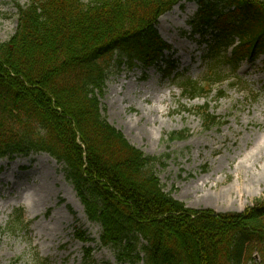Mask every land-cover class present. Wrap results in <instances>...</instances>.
<instances>
[{
    "label": "trees",
    "instance_id": "trees-1",
    "mask_svg": "<svg viewBox=\"0 0 264 264\" xmlns=\"http://www.w3.org/2000/svg\"><path fill=\"white\" fill-rule=\"evenodd\" d=\"M179 1L16 3L17 31L0 44V158L43 151L57 159L87 217L100 225L101 244L119 263L255 264L258 252L264 264L263 199L243 212L188 207L165 191L156 170L160 158L130 143L102 113L110 76L164 58L170 46L155 24ZM188 1L199 4L196 30L215 31V41L206 75L181 86L189 98L208 97L242 61L264 54V0ZM166 62L169 74L175 62ZM226 64L229 73L221 68ZM224 95L219 90L216 97ZM209 108L196 111L206 129L219 123ZM20 213L12 232L24 223ZM86 254L81 264H97Z\"/></svg>",
    "mask_w": 264,
    "mask_h": 264
},
{
    "label": "rangeland",
    "instance_id": "rangeland-1",
    "mask_svg": "<svg viewBox=\"0 0 264 264\" xmlns=\"http://www.w3.org/2000/svg\"><path fill=\"white\" fill-rule=\"evenodd\" d=\"M15 1L28 3L0 0V43L17 30ZM197 9L196 3L182 2L157 25L180 70L193 78L204 73L209 51L190 23ZM263 67L264 56L255 64L245 62L237 84H223L226 96L210 103L223 122L209 130L194 113L205 98H182L171 78L156 68L112 76L103 114L132 143L161 158L156 170L174 197L191 208L243 211L264 199ZM183 129L189 130L187 138L169 140L170 133ZM19 208L31 225L13 234L9 223ZM82 233L87 241L77 236ZM100 233L61 165L47 153L0 159V264H80L88 248L95 263L121 264L100 245Z\"/></svg>",
    "mask_w": 264,
    "mask_h": 264
}]
</instances>
